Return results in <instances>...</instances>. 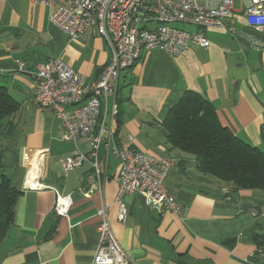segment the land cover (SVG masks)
I'll use <instances>...</instances> for the list:
<instances>
[{
  "label": "crops",
  "instance_id": "1",
  "mask_svg": "<svg viewBox=\"0 0 264 264\" xmlns=\"http://www.w3.org/2000/svg\"><path fill=\"white\" fill-rule=\"evenodd\" d=\"M234 8L226 23L237 34L206 29L210 46L191 43L178 56L152 50L120 74L115 96L122 123L118 128V116L112 119V97L106 125H112L118 144L130 142L146 154L176 159L166 183L182 208L178 216L148 206L135 192L124 197L128 215L122 222L116 202L119 158L102 144L100 177L90 157L65 171V158L78 151L89 155V141L64 138L61 120L35 102L33 82L37 66L54 57L97 78L111 59L108 43L93 30L70 39L50 21L49 6L0 0V85L21 105L13 118L18 160L8 162L6 172L22 191L0 247V264H91L103 207L133 264H264V254L247 234H264V192L228 195V185L203 175L193 157L170 148L163 126L169 110L193 91L215 105L224 126L264 152V31L247 25L245 1L235 0ZM36 161L43 185L26 189ZM58 194L71 200L65 216L54 210Z\"/></svg>",
  "mask_w": 264,
  "mask_h": 264
},
{
  "label": "built area",
  "instance_id": "2",
  "mask_svg": "<svg viewBox=\"0 0 264 264\" xmlns=\"http://www.w3.org/2000/svg\"><path fill=\"white\" fill-rule=\"evenodd\" d=\"M53 9L50 21L70 39L83 37L90 31L104 38L111 49V59L99 76L89 79L59 57L48 59L33 72L35 102L51 109L61 120L64 138L77 142L89 141V155L78 151L63 161L65 171L81 166L91 158L96 176L100 177L98 151L105 144L119 158V183L116 194L118 219L124 222L128 207L127 194L140 192L148 206L170 210L182 215L176 196L167 188L166 179L176 159L153 156L134 148L130 142L116 143L112 125L107 127L104 114L112 97V119L118 115L116 91L120 74L132 68L144 53L159 50L178 56L191 43L203 47L211 42L205 30L220 28L237 34L227 19L234 15L235 0H32ZM245 1V20L256 31H264V0ZM189 24L197 31L177 24ZM21 66L23 62H20ZM30 172V171H29ZM26 189H40L43 184L28 182ZM69 196L57 195L54 210L57 215L68 214ZM99 244L91 264H133L118 240L105 207L98 212ZM264 254V250L262 251Z\"/></svg>",
  "mask_w": 264,
  "mask_h": 264
},
{
  "label": "trees",
  "instance_id": "3",
  "mask_svg": "<svg viewBox=\"0 0 264 264\" xmlns=\"http://www.w3.org/2000/svg\"><path fill=\"white\" fill-rule=\"evenodd\" d=\"M20 108L8 89L0 85V247L13 223L22 193L6 172L7 163L18 160V128L13 118ZM117 116L119 128L120 109ZM163 126L170 148L193 157L203 175L228 185V195L247 189L264 192V152L224 126L215 105L202 95L186 91L169 110ZM247 234L256 243L258 253H262L264 234L254 231Z\"/></svg>",
  "mask_w": 264,
  "mask_h": 264
},
{
  "label": "bare ground",
  "instance_id": "4",
  "mask_svg": "<svg viewBox=\"0 0 264 264\" xmlns=\"http://www.w3.org/2000/svg\"><path fill=\"white\" fill-rule=\"evenodd\" d=\"M39 162H35V166L36 167H33V169L29 172V175H28V182H33L36 180V178L39 176L40 174V168H39ZM41 163V162H40Z\"/></svg>",
  "mask_w": 264,
  "mask_h": 264
},
{
  "label": "rangeland",
  "instance_id": "5",
  "mask_svg": "<svg viewBox=\"0 0 264 264\" xmlns=\"http://www.w3.org/2000/svg\"><path fill=\"white\" fill-rule=\"evenodd\" d=\"M179 27H182V28H184V29H186V30H195L196 29V27H194V26H192V25H189V24H184V23H179V24H177ZM19 135V134H18ZM7 171V170H6Z\"/></svg>",
  "mask_w": 264,
  "mask_h": 264
}]
</instances>
